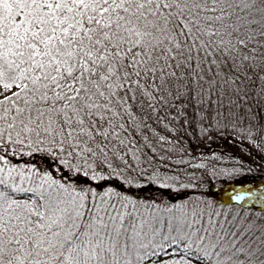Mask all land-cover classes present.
Returning a JSON list of instances; mask_svg holds the SVG:
<instances>
[{
  "label": "snow or ice",
  "instance_id": "obj_1",
  "mask_svg": "<svg viewBox=\"0 0 264 264\" xmlns=\"http://www.w3.org/2000/svg\"><path fill=\"white\" fill-rule=\"evenodd\" d=\"M181 129L264 150V0H0V264H264Z\"/></svg>",
  "mask_w": 264,
  "mask_h": 264
},
{
  "label": "trees",
  "instance_id": "obj_2",
  "mask_svg": "<svg viewBox=\"0 0 264 264\" xmlns=\"http://www.w3.org/2000/svg\"><path fill=\"white\" fill-rule=\"evenodd\" d=\"M183 135L181 141L183 148L189 155L185 156L191 164L203 163L205 168H188L189 173H194L200 187L187 190L181 193L187 196L193 193L210 192L211 198L224 204L226 207H234V202L229 199V193L233 190H248L249 187H256L264 184V150H257L248 141L220 137L213 134L209 139L206 135L199 133L198 130H180ZM215 169L217 176L209 177V170ZM184 166H181V171ZM137 195L145 197L160 198V191L152 188L143 192L134 190ZM166 195H173L166 193ZM245 208H250L247 201L244 202ZM257 208L261 205L257 204ZM234 210H239L235 209Z\"/></svg>",
  "mask_w": 264,
  "mask_h": 264
}]
</instances>
